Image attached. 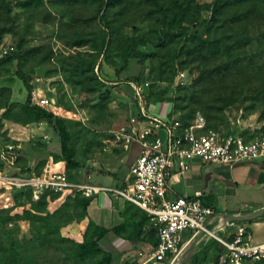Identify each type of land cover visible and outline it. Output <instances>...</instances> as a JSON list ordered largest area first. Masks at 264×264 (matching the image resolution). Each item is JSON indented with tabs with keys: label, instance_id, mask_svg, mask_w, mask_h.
Returning a JSON list of instances; mask_svg holds the SVG:
<instances>
[{
	"label": "rangeland",
	"instance_id": "374dc122",
	"mask_svg": "<svg viewBox=\"0 0 264 264\" xmlns=\"http://www.w3.org/2000/svg\"><path fill=\"white\" fill-rule=\"evenodd\" d=\"M212 1L0 0V104L9 99L14 103L10 117H4L6 108H0L7 131L0 135V170L42 173L50 160L58 162L61 136L55 123L61 118L81 161L75 176L93 183L108 176L105 183L117 182L118 171L128 169L118 132L132 117L144 118L143 106L148 109L160 103L161 113L166 114L173 109V102L168 101L175 97L198 99L190 124L203 121L207 131L240 133L247 139L264 135V118L259 119L264 102L241 91L242 85H257L264 76V0H228L216 21H211L210 9L202 10L194 21L197 4ZM180 4L190 6L191 14L183 26L171 28ZM248 9L257 11V16L244 20L251 26L253 39L240 49L238 60L225 54L211 56L207 49L195 52L194 60L188 59L187 52L196 49L200 38L221 35L224 28L237 23L235 14ZM164 29L170 35L161 50ZM129 44L136 51L127 58ZM202 59L207 61L205 70ZM22 73L33 86V105L52 111L53 119L24 121L22 104L29 90ZM232 91L238 93L236 100L216 111L223 103L219 96ZM186 111L180 108L171 114L181 119ZM43 200L46 208L39 213H50L61 228L42 244L31 220L10 223L28 249L23 264H100L103 253L86 255L82 249L86 242L103 237L90 215H84L83 206L68 192L48 191ZM36 202L26 190L0 192V209L12 214L34 211ZM130 205L142 223L149 220L141 209ZM235 228L236 224L230 226ZM208 255L209 249L182 264L204 262Z\"/></svg>",
	"mask_w": 264,
	"mask_h": 264
},
{
	"label": "built area",
	"instance_id": "2783aa9c",
	"mask_svg": "<svg viewBox=\"0 0 264 264\" xmlns=\"http://www.w3.org/2000/svg\"><path fill=\"white\" fill-rule=\"evenodd\" d=\"M5 51L8 52V49ZM184 74L181 72V75ZM137 93L143 100L138 87ZM160 105L153 104L148 109L143 106L144 118L132 117L129 125L117 134L129 156L134 145H140V153L130 163L131 174L124 185L70 179L66 169H45L41 174L32 171L21 175L0 170V192L30 189L33 199L39 200L47 190L73 195L81 192L93 197L104 191L133 202L147 212L158 228V242L150 252H139L142 260L138 264H172L186 242L201 231H204L205 238L215 237L221 245L216 264L264 261V241L255 242L245 224L238 225L231 239L216 233L217 227L209 225L216 209L203 201L201 191L193 195L169 196L175 161L180 163L182 170H186L195 158L229 165L264 158V137L246 141L240 133L207 131L203 121L184 125L171 114L173 109L162 114Z\"/></svg>",
	"mask_w": 264,
	"mask_h": 264
},
{
	"label": "crops",
	"instance_id": "0c3cea01",
	"mask_svg": "<svg viewBox=\"0 0 264 264\" xmlns=\"http://www.w3.org/2000/svg\"><path fill=\"white\" fill-rule=\"evenodd\" d=\"M125 164L128 169L123 167L118 171L117 182L111 179L110 183H105L108 177L106 176L103 181H96V183L124 185L131 174L129 155H127ZM45 169L47 171L65 170V161L50 160ZM78 179L87 180L83 177ZM197 191L203 193L202 199L205 203L213 205L216 209L215 214L210 218L209 225L212 228L217 227V234L229 238L237 230L239 224H245L251 229L255 242L264 241V216L248 220V223L234 222L227 226L222 223L220 217L221 212H247L264 206V158L238 162L233 165L195 158L186 170H182L180 163L175 161L172 166L169 196L193 195ZM127 206L128 200L125 198L102 191L94 196L88 208L90 217L108 229V232L100 239V243L103 248L113 254L114 264H138L142 260L139 252L141 250L150 252L158 241V228L155 223L151 219L142 223L137 215H133V211H126ZM126 221L128 223L126 232L129 234L136 232L138 223L142 224L143 230L139 238L131 239L117 231L118 227ZM219 224L221 227H218ZM232 224H236L237 228L230 229ZM193 243L194 239L187 241L178 254V258L180 254L183 260L188 258ZM197 248L196 253L209 249V255L206 261H196L195 264H216L217 254L222 250L218 240L210 236L198 243Z\"/></svg>",
	"mask_w": 264,
	"mask_h": 264
},
{
	"label": "trees",
	"instance_id": "16d2710c",
	"mask_svg": "<svg viewBox=\"0 0 264 264\" xmlns=\"http://www.w3.org/2000/svg\"><path fill=\"white\" fill-rule=\"evenodd\" d=\"M112 1L114 0H110V2ZM242 1L244 0H239L238 2H242ZM227 3L228 0H214L212 2H208L205 4H197L195 8L196 12H195V16L193 17V20L198 21V18L200 17L202 10L210 9L212 11L211 21L212 22L216 21L219 18V16L222 14L223 9L227 5ZM188 8H190V6L187 5L185 6L183 4H180L179 14L175 17L173 21H171L170 23L168 22L169 27L177 28L178 26H183V23L188 20L186 16L188 14H191L190 12H188ZM258 14L260 15V13ZM254 16H257V11L252 9L244 10L240 13L235 14L234 19L237 21V23L228 25L227 28H224V31L221 35H215L214 37L209 39L200 38V41L195 49L196 51L194 49H191L187 52L189 55H191V57L188 56V59L194 60L195 52L197 51L204 52L205 51L204 49H207L208 51L207 53H209L211 56H216L218 54H225L234 58V60H238L240 56V49L245 47L247 44L251 43L253 39V35L251 33V26L246 25L244 20L253 18ZM261 16H264V11L261 12ZM169 35H170V31L167 29H164L163 33L160 34V37H162V41H163V43H161L160 45L161 50H163L164 46L168 44L167 38L169 37ZM135 51L136 50L133 44H129L125 52L126 57L128 58V56L132 54L134 55ZM202 60L204 63H206L204 67L205 70L207 66V61L205 59ZM217 71H219V69H217ZM21 77L24 79L25 85L29 90L27 102L22 104L23 108L26 111L25 112L26 120L24 121L33 122V121H41L43 119H49V120L53 119L54 113L52 111H48L47 109L33 105L32 93H31L33 86L30 83L29 78L25 74L22 73ZM172 80H174V77H172ZM201 80H203V78ZM247 85L248 84H244L241 86L242 93L245 92L250 93L253 95V97L256 100L264 102V76L257 85L249 84V86L246 88ZM202 90L203 89H200V92H198L197 94L199 95ZM236 96H238V93H236L235 91H232L231 94L227 96L220 95L218 100H221L223 103H221L222 105L215 110L216 111L225 110L226 107H228L231 103L234 102V100H236ZM180 100H182L183 102H181ZM169 101L173 102L172 114H176L177 110L180 108L187 109V111L183 113V117L180 120L184 125H189L190 124L189 118L192 117L194 113L198 110L196 106L198 99L192 95L190 101H187L185 98L181 99L178 97L172 98ZM256 103L257 102L255 101V104ZM13 104H14L13 102H10V99L7 101H3L0 104V108L2 107L6 108L4 117L12 116V111L14 108ZM253 108H255V105L253 106ZM214 117L215 116H213L212 118ZM263 118H264V109L261 111V114L259 116L260 120H262ZM56 119L57 121L55 125L61 136V154L56 155V158L58 159L57 161L64 160L66 162V171L68 173L69 178L78 180L79 177L75 176L76 174H74V171L75 169L81 166V161L77 158L76 148L72 146L70 143L71 141L70 132L68 131L67 127L63 124L61 118H56ZM263 131H264V126H263ZM5 132H7L5 129V122L2 118H0V135ZM228 133L230 132H227L225 134ZM259 137H264V135H261ZM244 138L246 141L252 140V139H247L245 136ZM26 191L32 197V191L30 189ZM48 191L60 192L53 190H47L46 192ZM46 192H44L41 198L37 200V202L35 203L36 209L34 211L28 209L24 212V214H12L6 209H0V264H23V260L27 258L26 255L28 249L24 247L25 245L23 241L16 236L17 228L9 227V224L13 223L14 220L18 221L23 218L31 220L34 226L37 228L36 238L42 244L51 238L50 235L54 230H59L61 228V224L58 222H54L52 219V215L50 213L47 214L39 213V211H44V209L46 208L47 203L45 202V200H43V197L46 194ZM72 196L76 199V201H78L83 206L84 215L89 216L88 208L94 197L86 196L81 192H77L74 195L72 194ZM130 204L141 209L145 213L147 218L150 220V217L148 216L147 212L131 201H128V206L126 207V211L130 210L129 209L131 207ZM133 215L134 216L136 215L134 211H133ZM235 222H244V221H235ZM93 224H95L97 228L101 229V236H103L108 232V229L106 227L99 225L95 221L93 222ZM127 226L128 223L126 221L123 225H120V227H118L117 231L131 239L139 238L143 230L142 224L138 223L136 232L130 234L126 232ZM235 234L236 232L232 233L229 239L234 238ZM82 249L84 254L86 255L103 253L104 257L99 261L100 264H114L113 254L111 252L106 251L103 248L99 239H94L92 241L86 242L85 244H83ZM196 254L197 253L193 255V258L195 257ZM254 264H264V261H256Z\"/></svg>",
	"mask_w": 264,
	"mask_h": 264
},
{
	"label": "water",
	"instance_id": "95a60500",
	"mask_svg": "<svg viewBox=\"0 0 264 264\" xmlns=\"http://www.w3.org/2000/svg\"><path fill=\"white\" fill-rule=\"evenodd\" d=\"M140 153V145L136 144L134 145L130 156H129V162L131 163ZM264 216V206L252 211L247 212H221L220 217L222 218V223L227 224L229 222L234 221H248L253 220L258 217ZM221 223V224H222ZM209 237V236H208ZM204 231H201L195 238L194 243L192 245L191 254L188 256V258L184 259L182 262L177 264H182L186 260L190 259L198 250L197 245L204 239ZM172 264H176L175 261Z\"/></svg>",
	"mask_w": 264,
	"mask_h": 264
},
{
	"label": "bare ground",
	"instance_id": "6f19581e",
	"mask_svg": "<svg viewBox=\"0 0 264 264\" xmlns=\"http://www.w3.org/2000/svg\"><path fill=\"white\" fill-rule=\"evenodd\" d=\"M183 249V248H182ZM182 249L180 250V252L182 251ZM179 252V253H180ZM178 253V254H179ZM183 261V256L181 257V254H180V256H179V258H178V255L176 256V259H175V263L177 264V263H180V262H182Z\"/></svg>",
	"mask_w": 264,
	"mask_h": 264
}]
</instances>
